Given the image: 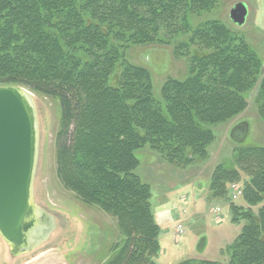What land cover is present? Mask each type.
<instances>
[{
	"label": "trees",
	"instance_id": "obj_1",
	"mask_svg": "<svg viewBox=\"0 0 264 264\" xmlns=\"http://www.w3.org/2000/svg\"><path fill=\"white\" fill-rule=\"evenodd\" d=\"M215 3L0 0V86L57 101L58 177L115 218L123 235L101 264H159L160 228L151 186L136 173L137 151L148 148L182 169L203 162L214 128L244 114L252 95L264 123V60L225 23H192ZM144 44L171 46L188 63V75L168 79L160 98L151 72L126 59ZM248 130L247 122L232 128L233 155L209 187V200L229 201L232 222L242 226L227 259L177 264H264V147L243 144ZM234 182H243L244 208L228 199Z\"/></svg>",
	"mask_w": 264,
	"mask_h": 264
},
{
	"label": "rangeland",
	"instance_id": "obj_2",
	"mask_svg": "<svg viewBox=\"0 0 264 264\" xmlns=\"http://www.w3.org/2000/svg\"><path fill=\"white\" fill-rule=\"evenodd\" d=\"M239 3L248 6L243 26L231 19V11ZM209 20L225 23L264 60V0H216L211 9L196 15L192 23L198 25ZM126 59L151 72L156 98L161 97L162 86L168 79L188 75L187 61L177 57L171 46H132ZM27 90L32 94L38 118L39 152L33 197L40 210L41 226L32 249L17 256H12L0 236V264H101L123 239L117 220L84 204L61 183L56 147L59 105L50 97ZM248 102L244 114L214 128L216 139L209 147V159L203 162L182 169L148 148L137 151L136 173L151 186L154 220L160 228L159 264H177L194 255L203 239H206L204 256L227 259L226 249L235 242L242 226L232 222L229 201L209 200V187L213 171L233 155L236 145L230 131L235 125L240 122L249 125L243 144L264 147V123L253 95ZM234 184L242 188L243 182L229 184L228 199L244 208L243 196L232 198ZM179 225L184 229L181 235L177 234Z\"/></svg>",
	"mask_w": 264,
	"mask_h": 264
},
{
	"label": "water",
	"instance_id": "obj_3",
	"mask_svg": "<svg viewBox=\"0 0 264 264\" xmlns=\"http://www.w3.org/2000/svg\"><path fill=\"white\" fill-rule=\"evenodd\" d=\"M248 6L237 4L231 19L246 23ZM39 152V128L32 94L23 87L0 86V236L12 256L35 245L40 210L33 191Z\"/></svg>",
	"mask_w": 264,
	"mask_h": 264
},
{
	"label": "built area",
	"instance_id": "obj_4",
	"mask_svg": "<svg viewBox=\"0 0 264 264\" xmlns=\"http://www.w3.org/2000/svg\"><path fill=\"white\" fill-rule=\"evenodd\" d=\"M231 190H232V198H234V199H238L243 195L242 188L238 187V185H236V184L231 186ZM183 233H184L183 226L179 225L178 230H177V234L181 235Z\"/></svg>",
	"mask_w": 264,
	"mask_h": 264
},
{
	"label": "crops",
	"instance_id": "obj_5",
	"mask_svg": "<svg viewBox=\"0 0 264 264\" xmlns=\"http://www.w3.org/2000/svg\"><path fill=\"white\" fill-rule=\"evenodd\" d=\"M205 249H206V239H204V245L203 246H200V247L198 246V249H197L196 253H193L194 255L188 256L187 258H191V257H200L201 258L202 257V258H206V259H209V260H215V259H217V258H214L213 259L211 257L204 256L203 255V252L205 251ZM183 260H185V259H183ZM174 263H175V261H174Z\"/></svg>",
	"mask_w": 264,
	"mask_h": 264
}]
</instances>
